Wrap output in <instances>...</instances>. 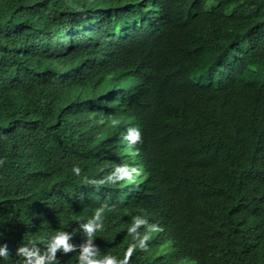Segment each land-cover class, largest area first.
<instances>
[{"label": "trees", "instance_id": "16d2710c", "mask_svg": "<svg viewBox=\"0 0 264 264\" xmlns=\"http://www.w3.org/2000/svg\"><path fill=\"white\" fill-rule=\"evenodd\" d=\"M54 1L0 0V102L11 55L31 51L27 81L39 85L29 97L55 112L0 103V208L12 193L0 228L28 210L14 192L41 173L48 143L80 133L74 122L91 103L72 97L81 87L100 115L140 133L149 177L138 211L155 228L141 230L149 238L131 264H264V0ZM107 140L122 162L137 149L114 129ZM65 144L67 161L76 147ZM107 167L90 174L108 179ZM113 174L114 187L123 177ZM103 244L121 260L116 229Z\"/></svg>", "mask_w": 264, "mask_h": 264}, {"label": "clouds", "instance_id": "9594fccd", "mask_svg": "<svg viewBox=\"0 0 264 264\" xmlns=\"http://www.w3.org/2000/svg\"><path fill=\"white\" fill-rule=\"evenodd\" d=\"M4 41L5 38L0 37V44ZM30 55L31 51L11 55L8 69H4L5 73L2 74L3 95L0 103H21L35 117H44L45 111L47 115L55 114L52 108H46L36 102L37 99L29 97L32 89L39 85L33 86L35 83L29 84L27 81L31 67L27 63ZM261 77L264 79V76ZM72 79V87L81 86L80 77ZM257 83L264 85V80ZM43 85L47 86L48 80ZM12 93L15 94L11 98ZM92 95L81 87L72 90L73 98L91 100L74 122V129L80 133L77 136L60 134L48 143L47 163L41 173L35 178L24 180L21 196L18 191L14 192L22 202L24 197L30 198V204L28 210L14 222L0 228V264H59L63 259L72 264H131L138 251L145 246L144 242L149 237L147 234L141 237V230H144L147 220L138 211L140 192L137 186L147 183L149 172L146 171L144 149L140 147V133L138 130H129L125 125L117 126L118 123L113 122L107 114L100 115L99 112L105 113L101 110L105 108ZM16 109V114L21 116V107ZM13 122L9 135L11 144L20 142L19 136L22 134L18 130H21V119L17 118ZM26 124L36 148L38 138L35 137L34 127ZM113 129L116 140L125 139L124 148L129 149L137 141L135 152L124 153V156L131 158L127 162L120 161L121 156L110 149L107 138ZM65 141L76 147L67 161V151L63 150ZM127 141L132 143L128 144ZM43 143L40 142V151ZM118 147L119 144L115 149ZM2 152L0 166L3 163ZM105 165L108 166V179L100 180L91 176V171ZM111 171L118 178L123 177L122 181L121 178L116 181L114 187L111 185ZM1 193L8 202L0 208V215L12 201V193ZM151 224L149 221L147 232L155 228L152 226V229ZM113 229L122 236L121 260L106 252L103 244L104 237Z\"/></svg>", "mask_w": 264, "mask_h": 264}, {"label": "rangeland", "instance_id": "374dc122", "mask_svg": "<svg viewBox=\"0 0 264 264\" xmlns=\"http://www.w3.org/2000/svg\"><path fill=\"white\" fill-rule=\"evenodd\" d=\"M139 173V172H138Z\"/></svg>", "mask_w": 264, "mask_h": 264}]
</instances>
